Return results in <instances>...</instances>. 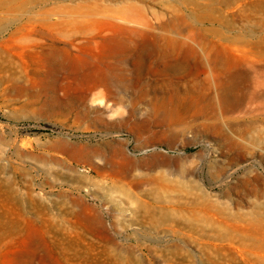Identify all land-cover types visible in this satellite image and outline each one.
Segmentation results:
<instances>
[{"label":"rangeland","instance_id":"obj_1","mask_svg":"<svg viewBox=\"0 0 264 264\" xmlns=\"http://www.w3.org/2000/svg\"><path fill=\"white\" fill-rule=\"evenodd\" d=\"M0 264H264V0H0Z\"/></svg>","mask_w":264,"mask_h":264},{"label":"bare ground","instance_id":"obj_2","mask_svg":"<svg viewBox=\"0 0 264 264\" xmlns=\"http://www.w3.org/2000/svg\"><path fill=\"white\" fill-rule=\"evenodd\" d=\"M135 55H136V59H133L132 54L128 55L120 52H115L111 54L110 60L107 63H105L103 67H99L98 69H95L92 72L88 73L85 76L86 79L84 77L85 79L84 81L88 89L102 88L103 90H107L109 92V90H111L113 86L123 87L133 82H139L140 79L139 73L137 72V70L136 71L132 70L129 67L131 62L133 60H136L138 62L140 61L139 62L140 64L141 62L147 64L158 58L152 57L153 55L152 56L146 55L144 53H138ZM187 65L188 63L185 61H177V62H165L163 64V67L182 68ZM238 76L240 77L239 74ZM238 94H239L238 89L235 87L221 88L219 93V104L221 108L226 111L230 110L235 105L237 100H239ZM102 95H108V93L107 92L102 93Z\"/></svg>","mask_w":264,"mask_h":264}]
</instances>
